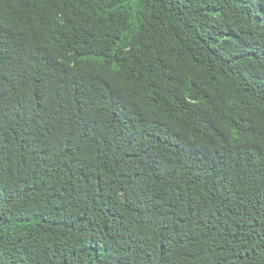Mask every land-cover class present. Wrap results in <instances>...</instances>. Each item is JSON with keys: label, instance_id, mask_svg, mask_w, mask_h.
Listing matches in <instances>:
<instances>
[{"label": "trees", "instance_id": "obj_1", "mask_svg": "<svg viewBox=\"0 0 264 264\" xmlns=\"http://www.w3.org/2000/svg\"><path fill=\"white\" fill-rule=\"evenodd\" d=\"M0 264H264V0H0Z\"/></svg>", "mask_w": 264, "mask_h": 264}]
</instances>
